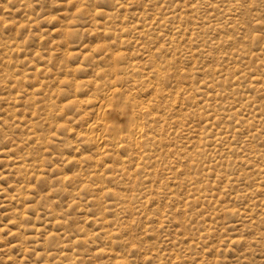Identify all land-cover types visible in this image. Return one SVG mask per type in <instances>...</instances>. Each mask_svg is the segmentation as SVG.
<instances>
[{
    "label": "bare ground",
    "instance_id": "6f19581e",
    "mask_svg": "<svg viewBox=\"0 0 264 264\" xmlns=\"http://www.w3.org/2000/svg\"><path fill=\"white\" fill-rule=\"evenodd\" d=\"M22 1H25L23 4H20V7L22 6L24 8V10H23L24 14L27 15V16H25V19H20L19 21H16L15 18L14 19H11V18L10 19H4V18L0 17V25H3V27H4V25L10 24L9 26H12V28H14L17 32L16 34H13V36H11V37H6L4 39H0V52L2 53V56L0 57V59L2 60L0 62L1 63L0 64V67H1L0 72H2V73H0V74H1V76H3V79H1V80L5 81V87L8 85H13V86H17V89H19V90L21 89V87L19 88V85H22V84L24 85L25 82H27L30 78L32 80V77H37L36 79L40 78L37 75L39 73L41 74V72H43V70H41L42 67L40 68V66H42V65H39L36 63L31 67V69L34 70L33 73H31V74L30 73H28V74L20 73L19 72L20 69L17 70V68L22 66V65H20L21 63H19V58L16 59L15 56L20 55V53L24 50L23 44L25 42L24 40H22L21 36L18 35V33H19V31H22V30L24 31L27 28V26H35V25H37L36 23H38V21H37L38 17H34L32 15L31 10L29 9L30 3L26 0H22ZM91 1H94V0H85V2H83L82 4H79L77 7H83V5L84 6L88 5V3ZM176 1H178V0H162L163 4L160 5L161 1L155 0L154 5H153V9L151 8L152 7V5H151L150 6L151 9L147 10V9L143 8V0H142V1H140V3L142 4V7L140 9L141 12L139 10L140 14L139 13L134 14V15L132 14L130 17L125 18V15L127 14L126 12L129 11L128 2L125 3L123 0H108L107 12H110V13L104 12V14L106 15L105 16L106 18H109V21L107 23H104V24L102 22L100 26H96L95 31L98 30L97 36H99V35L106 36L107 40L110 41L109 47L114 46L115 49L110 50L108 52V54L106 56H104L103 63L100 65V67H98V68L96 67L97 70L95 71V74H96L95 76H93L92 78L86 77V79L83 78L84 80H80V81H79V79H77V77H75L76 73L78 74V72H80V71L84 72L85 69H83L80 64H76V63L67 64V63H69V60L72 58V54H70L68 51H66L63 54V58H64L63 61H67V62L63 63L58 68L60 71L58 72V74L57 73H56V75L54 74L55 75L54 78L59 84H61V85L64 84L65 86H67L70 90V93H72V94L69 93V95L66 96L63 100L55 101L56 100V99H54V92L55 91L51 89L53 87V84L51 81L46 80L45 84L42 83L45 85V87H48L47 88L48 90L46 89V91L44 92L45 93V95H44L45 100H44V104L42 107L43 114H40V113H42L41 109H40L41 106L40 105H39L40 107L37 106L38 101L35 99V97H36L35 92L33 90H29L27 87H26L27 91L23 92V93H25V96H23V100H24V98H26V100L28 101L27 104L29 106H27V104H25V106H27L29 108L28 110H30L28 112V114L23 112L25 110V109L22 110L24 106L23 107L21 106L22 109H20V110H22V112L17 111L16 107L18 104L17 102L19 100L18 95L9 96L7 98H3V97L1 98V101L3 99H5L13 105V107L11 109H9V114H7L8 116L2 121V122H4L3 124L8 125L9 127H11V125L20 127L22 124H25V125L27 124L28 127L32 129L31 131L23 129L26 131V133L23 135V133H24L23 132L22 133L23 136H21V137L18 136V144L11 146V149L5 151V156L7 158H9L11 156L13 157V158H10V160H9V161H12V162H9V163H11L10 165L12 166V167L10 166L12 168V170H10V171H12L15 175L14 176L12 174L13 178L14 177L17 178V180H16L17 184L14 183V185H13L14 187H12L13 190L10 189L12 191V193L7 194V197L9 198L8 202L14 203L16 205L15 207H13V209L15 211L13 209L12 210L8 209V210H10L9 212L14 211L12 213L14 215L12 216V219H11L12 220V224H10L11 227L8 226V228H10V229L14 228L16 230V231L14 229L11 230V233L14 234L15 235L14 237L17 238V240H16L17 243H14L13 245H11V247L16 248V250L18 249V250L24 251V252H27L26 250L30 249L31 252H33V256H35L38 261H42L45 263L50 262V259H56V260H59L62 262L68 261L70 264H75L78 254H81V253L77 254V252H75L74 249L77 248L79 246V244L82 246L86 245V239H84L85 237L90 238L93 242L95 241L94 236L96 233L94 234V232L88 231L86 229L88 226L87 227H85V226L79 227L78 232L80 231V233H79L80 238L78 237L79 240H76L74 242H72L68 238L66 231L63 233L58 232L59 234H57V232L56 233L51 232V234H50V232L49 233L44 232V230H46L47 225H50L53 228L56 227L57 231H58V228H60L61 230H64L63 222L60 220L61 215H59L58 212H55L53 209L48 208L49 213H53V215H55L54 217L51 216V218H53V219L51 220L50 223H45V221H44V223H43V221H40V222H42V224L37 223V222L35 223V221H33L31 219L32 216H30L31 217L30 218L29 217L30 214H27L28 211L31 213L32 211L35 212L37 210L36 200H34V198H31L30 196H31V194H35L36 192H38V190H37V187H38L37 184L38 183H45L48 180L47 174L50 172V170H48V167H49L48 165L49 164H52L53 166L55 165L53 163L54 160L51 159L52 157L51 156H49L50 158L48 157V150L50 149V147L51 148H52V146L56 147L62 143L61 144L62 148L60 147L61 150L62 151L68 150V152L69 151L70 152L79 151V150H81L82 146H84L85 148H88V151H89V147L92 148V150L94 151V152L92 151L93 152L92 154H91V150H90V154L87 153V154L82 155L83 154V152H82L83 148H82V151H81L82 154H80L81 156L79 158L71 159L69 156L66 159H62L63 161L72 162L71 164H73V163L79 164L82 162H87L88 165L90 167H92L91 169L94 168L93 171H90V172L88 171V173L86 170H85L86 172L84 171L85 174L81 175L82 178L84 177V180H82L80 185H77V187L75 189L76 191L72 190V189H70L71 191H68V189L66 190V187H65L66 184L65 183L66 182H73L74 178H76V177L75 176H69V174H66L64 172V169L60 170V171L63 170V173H61V172L59 173V171L57 170L58 171V172H56L58 175L57 180H58V182H61V184L64 185L63 190L66 191L65 194H68L69 197L71 198V204L69 202V204H70L69 208L74 207V206L78 208V207L82 206V204H81L82 198L80 197V192H82V189L89 188L91 185L94 186L95 190L98 193L99 192H103V193L106 192L107 195L111 196L113 202L115 201L119 205L118 204L113 205L110 203L106 207L105 206L101 207V204L103 203L105 198L102 199V201L100 200V202H102V203L97 202V206L99 209L95 210L94 213H91L92 215H90L91 218H89L88 222H90L91 225H98L97 227H99L101 229L102 228L105 229L104 230L105 232H106L107 228L112 227L111 230H107L106 234L109 233L111 235L114 233V236H115V232H118L121 230L126 231L127 226H129V225L125 226L126 224H124L122 222V220L120 221V222H122V224H119L118 223L119 220L114 219L115 217H112V219H109V215L106 213V208L112 209L114 211V213L119 214L120 213V212H118V211H120L119 209H122V207H123V206H121V204L125 205L124 209H128L129 206H126V205H127V202H129V201H127V200L129 198L132 199L131 198L132 193L129 192V194L131 196L130 195L127 196V195L123 194L125 188H123V187L121 188L122 182L120 180H118V178L120 176H122L124 179H121V180H123L124 183H125V180H127L129 182L128 183L129 186L131 184L133 189H134L138 185L137 181L135 179H136L137 174L139 173L142 175L141 178L139 176V178L142 180L141 184L142 185H148V184L150 185L151 182H150L149 177H150V175H154V173H156L155 172V167H156L155 165L158 161L156 159V156L158 154V148H159L158 146L166 137L171 136L169 134V130H171L174 125H175V127L178 126V129H176L174 131L175 135L172 134V138H174L175 142L177 143V141H176V135L177 134L176 133H178V135L181 138V140H179L178 143L182 142V144L180 145V147L178 149L182 148L184 150L182 155L177 156V159L179 161H181V159L183 160V161H181L182 163L177 162L178 165L176 167L174 166V168L175 169L177 167L179 168L180 166H182L184 164L187 168L189 166L192 167L191 163H195V165H194L195 169H197L196 167H198V166H199L198 169H201L200 168L201 165L203 166V169L200 172V174H195L194 176L188 175V177H187L188 179L186 180L187 182L185 181V184H186L185 187H186L188 193L191 192V194L190 195L187 194L188 197L185 196L187 198L185 200L183 199V201H180V200L177 201L176 200L177 202L182 204V207H184V211L186 208L185 206H187L188 204H191V203H195L194 205H196V202H200V203H204V204H206L205 202H207L208 205H212L213 202H217V204L220 203V205L218 208H216V207L211 208V211L209 214L210 220L214 221L213 218H215L218 215H215V217H212L211 215L214 214L215 211L221 210V212L222 211H228L232 216H234V215L239 216L241 221H244L245 219H246V221L249 220L251 224H253V223L256 224V222H255L256 216H254V215L264 214V196L262 199H260L258 201H252V199H251V198H255V197L258 198V196H261L264 194V193H262L264 189H263V187H261L264 183V176H262L264 173L261 175L260 178H254L252 181H250L249 178H250L251 174H247L243 169L244 166H248V167H251L252 169H255L256 170L255 172H258L260 174H261V172H264V147H261V146L259 147L258 145H254L256 142L255 140L258 139L259 137H261L262 135H264V113H257L256 112V110L259 111V108H262V107L264 108V103H261L260 105L258 104V106H255L254 103L256 102V104H257V101H256V99H254V96L250 95V93H254L253 90L260 89V90L264 91V66L261 67L262 69L260 70V72L256 71V73H255L251 70L250 65H248L249 62H247V61L252 60V59H254V60L259 59V60L263 61L264 49H262L260 51H257V50L254 51L252 48H250V45H252L256 40V35L251 33V31L248 27V24L245 21L237 18V15H236L237 13L235 15L230 14L231 13L230 10L234 11L233 8L236 7L235 5H233L231 3V0H192L190 3H186L180 8L178 7L180 3L176 6H174L173 8L170 5L167 6L168 2H176ZM180 1L181 0H179L178 2H180ZM9 2H10V0H9ZM237 2H238V0H237ZM173 4H172V6H173ZM200 4L204 5L202 7V8H204L203 10L200 9L201 8ZM240 4H242V3H240ZM251 4L252 3H250V1H249L248 5H251ZM199 6H200V8H199ZM237 6L239 7L238 8V10H239L240 6L239 5H237ZM79 9H81V8H79ZM226 10L230 12L229 14H227V15H229L228 17H226L227 21L222 20L220 18L221 16H219V12L222 13V12H225ZM202 11H204L203 14H202ZM77 12H79V10H77ZM91 12H93V15H91V18H92L91 20L94 23L97 21L96 19L98 18V16H100L103 13V12L97 11L96 8L91 9ZM13 13L14 12H10V11H9V13L7 12V14H10V16L13 15ZM243 13H244V11H243ZM239 17H241V16H239ZM72 18L73 17H71V19ZM124 19H126V20H124ZM262 21L257 20L255 23V26L257 25L258 27H263ZM226 24H228L230 27H233L234 30L237 27H240V29H241V32L243 34V36L241 38L242 43H241L240 48L235 47V49H237V51L228 50L229 49L228 46H227L228 49L226 50L225 49L226 47L223 45V42H226V41H228V43H231L232 45H235L237 43V41L233 39L234 35L230 34L229 31H227L224 34L221 33L222 31H224L223 29H225V27L227 26ZM176 25H178V26H176ZM184 25H185V30L183 33L182 27ZM191 25L193 26V28L194 27L195 28L208 27L211 30L213 29V30H215V33L214 32L213 33L217 36L212 37L211 42L209 40H207V41H209L208 44L205 40L199 39L200 38L199 36L194 37V38L189 37L188 39H189L190 43H188L187 44L188 46L186 48H184L183 54L180 55L179 57H176V54H178L179 52H175L176 54L175 55L173 54L172 57H170V59H168V57H166V56H169V55H167V53L170 51V49L167 47L171 46V48H173L172 46H174L177 43L179 44L180 43L179 39L181 38L180 34L183 33V35H186L188 30H190V28H192V27H189ZM61 28L59 31L60 34L58 36L63 37V39H65L66 37H69L70 33L68 32L67 27H61ZM127 31L136 32L137 36L134 38V40H132V38L129 37V32L127 33ZM200 33H201V31H200ZM177 34H179V36H180L179 38L176 37ZM189 35L191 36V34H189ZM239 37H238V39H239ZM22 41H24V42H22ZM66 42H67V40H66ZM102 42H104V41H102ZM148 42L155 43L156 46L153 48L145 46V44H147ZM182 42H184V41H182ZM200 42H202V44H200ZM21 43H23V44H21ZM107 43H105V42L100 43L99 42V44L98 43H97V45L95 44L96 46L93 47V49L98 50L99 47L106 46ZM158 43H161V44L158 45ZM26 45H28V44H26ZM57 45H58V43H57ZM62 45H63V43H62ZM62 45H61V47H62ZM66 45H68V43H66ZM99 45H101V46H99ZM127 45L128 46L134 45L135 47H140V48L142 46L141 51H143L146 54L143 53L144 55L140 56L137 52H132V53H134L133 58L132 57L129 58L128 56L131 55L132 53H128V52H130V51H128L127 52L128 54H127V53H125V51L123 49V46H127ZM199 45L202 46V47H200L201 49H198ZM128 46L126 47V49L128 48ZM109 47H108V50H109ZM70 48H71V46H70ZM178 48L181 49L180 47H178ZM93 49H91V50H93ZM194 49H198L199 51L198 50L196 51ZM85 50H86V48H85ZM99 50L103 51L102 49H99ZM137 51H139V50H137ZM38 53H40V52L38 51ZM165 53H166V55H165ZM33 54H35V53H33ZM218 54L219 55L221 54V57H219ZM52 55H54V54H52ZM52 55H51V57H53ZM80 55H82V54H80ZM38 56H40V55H38ZM204 56H207L211 60V62L214 61V63L219 62V59H222L221 67H217L215 65L211 66L209 64H206L208 62L202 63V61H201V59H199V57L201 58ZM143 60L147 61V63H148L147 64L148 71L146 69L140 67V65L142 64L141 62H143ZM31 61H32V59L27 61V63H32ZM182 61L183 62L189 61V64H192L193 66L191 65L192 67L188 68L187 70H186L187 67H185V69H183V68L178 69L177 73L174 76H176L179 80H181L180 78L188 79V81H186V80L185 81L187 82L189 87L185 88V90H187V93H190L191 95H190V97H186L185 102L189 105L186 106L185 109L182 107H180L179 110L177 108H176L177 110H175V108H171L173 110V112H172L171 109H168V108H170L173 105L172 102L177 100L178 92L182 91L180 89L183 88V84L176 85L175 89L171 88L172 90H169V85L167 84L166 79H168L171 76L170 72H171V69L173 68V66H171V64H177L178 62L182 63ZM180 63L178 65V67L181 66ZM97 65H99V64H97ZM56 68H57V66H56ZM46 69H47V67H46ZM47 71H49V70L47 69ZM28 72H29V70H28ZM52 74L53 73H51V75ZM45 75H47V72ZM191 76L198 79L199 81L198 80H197V82L195 80L192 81ZM36 79H35V81H36ZM42 79H44V78H42ZM115 80H120V81H122L121 83H123V81H126L127 83L130 82V84H132V85H130L131 87H129V89L125 93H121L124 91L123 89H124L125 85L122 89L123 91H119L120 89L117 88L118 85L115 86V88H112L110 86V84H111L110 81H112V83H113ZM173 80H174V78H173ZM126 82H124V83L127 84ZM181 82H182V80H181ZM28 83H29V81H28ZM116 83H117V81H116ZM118 83H120V82L118 81ZM34 84H35V82H34ZM87 85H90V88L92 89L90 91L91 93L89 95L86 93L87 95H85V97L86 96L87 97L82 98V97H80L79 92H81L83 88L85 89L86 88L85 86H87ZM34 86L35 85H33V87ZM58 86L60 87V85H58ZM65 86H63V87H65ZM113 86H114V84H113ZM33 87H31V89ZM37 87H39V86H37ZM41 87H42V85H41ZM121 87H122V85H121ZM9 89L11 90V88H9ZM39 89H38V91H40ZM58 89H60V88H58ZM61 90H62V87H61ZM65 90L68 91L67 89H64V94L66 93ZM134 90L135 91L137 90L136 92H140V93L141 92H143V93L149 92L151 97L149 94H148L149 95L148 96L145 93L144 95H147V96H145V97H147V99L144 98V100H143L140 98V96ZM88 91H89V89L87 90V92ZM117 91H119V93H121V95H122L121 104H119L117 108H120L123 110V112H125L124 117L126 118V122H125L126 124L125 123L124 124L126 126H124V127H126V130L123 133L121 131L123 136L121 135V137H120V135H118V132L116 133L117 129L114 128L113 126H111L112 128H114V130L116 129L115 132H113V134L110 135L111 139L113 140V145H114L112 147V144L111 145L107 144L106 141H104V143H103V138L105 137L104 136L105 130L108 129V132H106L108 134L109 129H110L109 127H110V125H112V124L109 125L107 120L105 119L106 118L105 115L107 114L105 111V108L108 106H110V108H111L113 102L112 103L110 102V100H111L110 98L112 96L116 95ZM62 92H60V93H62ZM18 93H21V92H18ZM36 93H39V92H36ZM5 96L6 95H4V97ZM117 96L118 97H116V98L121 99L120 95H117ZM119 96H120V98H119ZM116 98L113 97V99H116ZM198 98H200L201 100H197ZM58 99H59V96H58ZM193 99H195V100H193ZM5 103H6V101H5ZM118 103H119V101H118ZM162 104H164V107H165V108L163 107V110L159 109ZM181 104H183V103H181ZM72 105H74V107L77 106L78 109L80 108L81 113H79V116H80L79 119L81 121L80 120L79 121L83 122L84 123L83 125L85 126L82 129H80L79 127H78L79 128L78 129L77 126L75 128V126L73 127L72 124H71V126L68 125L67 123H69L70 121H68L67 118L65 120L64 119L65 116L63 117V115L61 114V111L64 110L65 107L72 106ZM247 107L248 108L251 107L250 110L247 109ZM24 108H26V107H24ZM69 108L67 107V110ZM72 108H70V109L72 110ZM88 108H90V110H88ZM78 109H77V111H78ZM260 110H263V109H260ZM244 111H246V112L248 111V113L245 116L243 114ZM89 112L94 113V114H92L93 118L88 117L90 115ZM69 114H68V116H69ZM4 116H6V115H4ZM42 116H45L44 124H45L46 128H44L40 125L42 120H43V118H41ZM76 117H74V118H75V121L77 123ZM35 119H37V120L39 119L40 121L38 120V122H35L34 121ZM168 119L173 120V123H174L173 126H170L171 123H168L169 122ZM187 119L196 120L198 123H196V121H195V123L197 125H192V123H191V125H189L190 122H194V121H189ZM71 121H72V119H71ZM8 122H10L11 125H9L10 123L8 124ZM73 122H74V120H73ZM81 125H82V123H81ZM166 125L168 126L167 129L165 128ZM53 128L55 129V131L58 129L64 130L65 131V137L60 138L59 137L60 135H58V133H57V135H56V133L52 134ZM174 128L172 130H174ZM110 131L112 132L113 130L111 129ZM111 132H110V134H111ZM7 135H8V133L6 134V136ZM106 137H109V134ZM119 138H122L123 141H119L118 140ZM12 139H13V137H12ZM182 140H184V141H182ZM237 140H239V141H237ZM56 142H58V143H56ZM105 142H106V144H105ZM175 142H173V143H175ZM168 143H170L169 140H168ZM104 144L107 146L109 145L110 147L115 149V151L112 149L111 150L112 152H111V151H109L110 149L108 150L107 148H105L106 149L105 150ZM187 144H189V145H187ZM162 146H163V144H162ZM168 146H169V144H168ZM171 146H172V144H171ZM171 149H173V148H171ZM174 149H175V147H174ZM85 153H86V151H85ZM77 155H78V153H77ZM166 155H168V154H166ZM66 156H68V155H66ZM57 157L58 156H56L55 158H57ZM105 157H107V158L110 157L109 158L110 160L113 159L111 161L112 162V164H111L112 168L109 167V165H108V167L111 168L112 171H113V167H114L116 169V172L113 171L114 174H112V175L110 172L111 176L106 175L105 174L106 172L104 171V168H103L106 166V163H107L106 162L107 160H105L106 163L103 161ZM59 158H61V157H59ZM162 158H164V157H161V159ZM167 158H165V159H167ZM236 158L238 160H236ZM165 159H163V160H165ZM257 159L262 162L260 165L256 164L258 162ZM169 161H171V160H169ZM172 161H173V159H172ZM63 164L64 163H62V165ZM205 164H206V166H205ZM239 164L241 165L240 166L241 167L240 176L242 177V180H245L247 183V186H244V188H242L241 190L235 188V186H234L235 183H237V181H238V177H236L237 175L235 176V174L239 170L238 168H237L238 169L237 170L235 168V166H237ZM157 165H160V164L157 163ZM169 165H170V163H169ZM79 166H80V164H79ZM163 166L166 167L165 165H163ZM88 168H86V169L88 170ZM102 168H103V171L101 170ZM171 169L169 168V170H171ZM226 169H228V171H225V174L223 173L224 175H220V177H221L220 183H222L223 186H220L219 189L217 187L216 188L213 187V183H215V177L212 180H211V178H213V176H218L221 172H223ZM177 170H179V169H177ZM186 171L184 170V172H186ZM214 171L216 173H214ZM157 172H159V171H157ZM175 172H176V170H175ZM181 172H182V170H181ZM181 172L180 173L178 172L179 176H180ZM227 172H229V173L227 174ZM74 173H76V172H74ZM163 173H162V175H163ZM171 173H172V170H171ZM187 173H189V171H187ZM77 174H78V172H77ZM168 174H170V173H168ZM177 175H174L172 177H175ZM254 176L257 177L258 175L257 176L254 175ZM179 178H186V177H179ZM107 181H111V182L119 181L117 183V185L119 183H121L120 184L121 186L118 185L117 187L114 188L110 184L108 185ZM151 181H153V180H151ZM172 181L175 182L174 180H172ZM211 182H213V183H211ZM156 184H158V183H156ZM175 184L176 183H174V185ZM215 184H214V186H215ZM115 185H116V183H115ZM163 185H165V184H163ZM152 187H154V185ZM159 187H160V189L162 188L161 186H159ZM159 187L157 189H159ZM173 187H175V186H173ZM43 188H45V187H43ZM126 188H128V187H126ZM142 188H144V187H142ZM180 188H181V185H180ZM133 189H132V191H133ZM174 190H176V189H174ZM2 191L4 192V190H2ZM149 191L150 190H148V192ZM154 191H155L154 195L152 193L151 194L153 196H155V195L157 196L156 190H154ZM134 192H136V191H134ZM98 193H94V194L98 195ZM258 193H260V194L254 196L255 194H258ZM41 194H44V193H41ZM163 194L167 195L166 192L165 193L163 192ZM221 194H226V195L229 194V197L231 198L232 202H235L236 200H238L242 196H244L246 198L248 197V200L250 199L251 203H248V205H246L244 202L245 207H243V206H242V208L237 207L238 209H236L235 205L230 204L231 206H229V205L222 204L221 203L222 201L219 199ZM133 195L139 201L137 194L136 195L133 194ZM140 195H141V193H140ZM62 196H64V195H62ZM98 196H100V193ZM98 196H96V197L99 200ZM96 197H94V198L96 199ZM177 197H178V195H177ZM185 197H183V198H185ZM46 198H47V196H46ZM146 198L147 197L144 196V198H140V199L142 200V199H146ZM164 199L166 200V197L163 198V200ZM226 199L228 200L229 198H226ZM146 201L148 204L149 198ZM154 201L162 202L158 198H157V200H154ZM105 202H106V200L104 201V203ZM139 202H141V203H139L140 205L138 206V208L140 207L143 209V207L146 205V203L145 202L143 203L142 201H139ZM164 202H167V201H164ZM225 202H227V201H225ZM29 203L30 204L34 203V205L33 204L29 205ZM246 203H247V201H246ZM133 204H134V202H133ZM162 204H160L161 207L164 206V204H163V206H162ZM6 205H8V203ZM153 205L154 204H152V206ZM165 205H166V203H165ZM169 205H172V204H169ZM57 206H59V205H57ZM134 206L136 207L135 204H134ZM154 206H156V204ZM157 206H159V205L157 204ZM179 206H180L179 208L182 209L181 205H179ZM135 207H133V209ZM161 207H159V208H161ZM9 208H12V207H9ZM169 208H172L171 209L172 211L174 209L173 207H170V206H169ZM192 208L193 207H191V209ZM256 208H259V210L256 211L257 210ZM124 209H122L121 211H123ZM46 210H47V208H46ZM186 210L189 211L188 209H186ZM200 210H201V208H200ZM204 210H206V209H204ZM204 210H203V212H204ZM154 211L156 212V207H155ZM85 212H86V215H89L88 211H85ZM37 213H38V211H37ZM123 213H125V210ZM182 213H186V212H182ZM200 213H202V212H200ZM7 214H8V212H7ZM126 214H130V213H126ZM154 214H153V216H154ZM174 214H175V212H174ZM187 214L188 213H186L185 215H187ZM194 214L195 213H193L192 215H194ZM197 214H199V213H197ZM35 215H37V214L35 213ZM113 215L115 216V214H113ZM119 215L121 216V214H119ZM136 215H138V214H136ZM162 215H163V213H162ZM10 216H11V214H10ZM148 216L150 217V215H148ZM172 216H173V214H172ZM64 217H62V218H64ZM116 217H117V215H116ZM123 217H125V216L123 215ZM239 217H238V219H239ZM158 218L156 220H153V222L159 224ZM163 218H165V217H162V221H163ZM128 219H132V218L130 217ZM174 219L177 220L176 214L174 215ZM189 219H190V217H189ZM166 220L168 221L169 219L166 218ZM31 221H33V222L30 223ZM129 221H131V220H129ZM132 221H135V220L132 219ZM162 221L160 220V222H162ZM143 222H145V221H143ZM184 223H185V221H184ZM176 224L178 227L180 223H176ZM140 225H141V223H140ZM163 225H164V223H163ZM147 226H148V224H147ZM197 226L198 225H196L194 227H197ZM3 227H5V226H3ZM132 227L134 228V226H132ZM155 227H156V225L155 226L151 225L149 227H146V226L144 227V225H143L144 236L153 232ZM216 228H219V226H217ZM138 229H139V227H138ZM158 229H160V228H158ZM158 229H155V231ZM67 230L70 231V229H67ZM127 230L129 231V228ZM139 231H140V229L138 230V232ZM166 231H167V229H166ZM205 231H207V233H208L209 228H207V229L205 228ZM42 232H44V235H43L44 237H43V239L41 238V240H39L40 236L38 238V235L41 234ZM130 232H132V231H130ZM130 232H128L127 236L132 234ZM141 233H142V231H141ZM141 233H139V235ZM197 233H198V231H197ZM177 234H180V232ZM191 234H192V232L190 233V235ZM209 234L210 233H208V235ZM198 235L195 236L194 238H197V237L199 238ZM221 235H223V234H221ZM144 236H143V238H145ZM174 236H172L173 238L172 237L171 238L176 240V238H174ZM192 236H194V235H192ZM61 237L65 238V239L67 238V240L71 241L70 243H72V244L69 245V248L67 247L68 249L66 248V241H64L65 239L62 240ZM105 237H106V235H105ZM168 237L170 238V236H168ZM183 237H185V236H183ZM218 237L220 238L221 236H218ZM109 238H110V236H109ZM127 238H129V237H127ZM143 238H141V239H143ZM209 238H211V237H209ZM233 238H235V237H232L231 239H233ZM131 239L132 238L130 237V240ZM156 239L154 238V240L157 242ZM200 239H202V238H199V240ZM139 240L137 239V241H139ZM202 240H204V239H202ZM222 240H224V239L222 238ZM121 241H122V239L120 240V242ZM189 241L192 242V240H189ZM216 241H217V239H216ZM151 242L152 241H150V244L147 243V245L149 247V249L147 248L148 250H150L152 248L154 249L157 246V244L155 242L153 244H151ZM166 243H168V242H166ZM28 244H29V246H28ZM107 244H109V243L107 242ZM188 244L190 246L191 243L188 242ZM200 244H202V243H200ZM113 245H114V242H113V240L110 239V246L108 248H106L105 250H99L98 253H101V255H105L106 259L108 257L109 258L113 257L115 260V261L112 260L113 264H127V261H128L127 257H126L127 254L124 252L126 255L123 253L121 255H119L117 252H115L116 249L114 250V248H116V247ZM143 245H146V244H143ZM171 245H173V244H171ZM161 246H163V245L161 244ZM203 247H204V244H203ZM48 248L53 249V252L51 254L54 256L52 257V255H51L52 258H49V255L46 254V249H48ZM39 249H41V250H39ZM38 250L40 251V253L38 252ZM42 250H45V252L41 253ZM189 250H191V248ZM219 250H221V249H219ZM65 251H68V252H66V254H65ZM138 251H140V250H138ZM202 251H203V249H202ZM135 252L133 254H135ZM159 252H161V251H159ZM183 252H184V250H183ZM219 252L217 251V253H219ZM181 253H182V251H181ZM217 253L215 255H217ZM25 254H23V255H25ZM140 254L142 255V253H140ZM144 254L147 255L148 253H146V251H145ZM175 254H176V252H175ZM207 254H208V252H207ZM5 255H6V253H5ZM23 255H22V257H23ZM180 255L182 256V254H180ZM210 255L212 257V254H210ZM219 255H220V253H219ZM81 256H82V254H81ZM92 256H93V254H92ZM160 256H161V254H160ZM171 256H173V255H171ZM153 257H155V256H153ZM162 257H159L158 264H161V258ZM163 259H165V258H163ZM180 259H181V257H180ZM198 259H201V257ZM206 259H208V257ZM23 260H27V259H23ZM175 260H176V258H175ZM190 260H191V257H190ZM5 262H7V261H5ZM35 262L38 264L37 261H35ZM93 262H95V261H93ZM187 262H189V261H187ZM194 262L195 261H193V263ZM211 262H209V263H211ZM213 262H214V260H213ZM150 263H152V261ZM202 264H203V262H202ZM215 264H216V262H215Z\"/></svg>",
    "mask_w": 264,
    "mask_h": 264
},
{
    "label": "rangeland",
    "instance_id": "374dc122",
    "mask_svg": "<svg viewBox=\"0 0 264 264\" xmlns=\"http://www.w3.org/2000/svg\"><path fill=\"white\" fill-rule=\"evenodd\" d=\"M26 1H28L29 3H30V7H29V9L31 10V12H32V15L34 16V17H38V23H36L37 25H35V26H27V30L25 29L24 31L22 30V31H19V33H18V35H20L21 36V38H22V40H24V41H22V42H24V44L23 43H21V44H23L24 45V50L20 53V55H17V56H15V58L16 59H18L19 58V63H21L20 65H22V66H20V67H18L17 68V70H19L20 69V73H25V74H28V73H33V69H31V67L36 63V64H39V65H42V66H40V68H41V70H43V72H41V74L39 73L37 76L38 77H40V78H38V79H36L37 77H32V80H31V78L28 80L29 81V83H28V81L27 82H25V84L23 85H19V88L21 87V89L19 90V89H17V86H13V85H8V86H6L5 87V81H3V80H1V79H3V76H1V74H0V239L2 240H0V264H20L21 262V264H37L35 261H37L38 262V264H54L55 262L57 263V264H70L68 261H59V260H56V259H50V262H48V263H45V262H42V261H38L37 259H36V257L35 256H33V252H31V250L30 249H27L26 251L27 252H24V251H20V250H16V248H13V247H11V245H13L14 243H17L16 242V240H17V238L16 237H14L15 235L14 234H12L11 233V230H13L14 228H8V226L9 227H11L10 226V224H12V216L14 215V214H12L15 210L13 209V207H15L16 205L14 204V203H10V202H8L9 200V198L7 197V194H11L12 193V191L11 190H13V188L12 187H14L13 185H14V183L15 184H17V178H13V175H14V173L12 172V171H10V170H12V166L10 165L11 163H9V162H12V161H9L10 160V158H13L12 156L11 157H9V158H7L6 156H5V151L6 150H9V149H11V146H14V145H16V144H18V136H23L25 133H26V131L25 130H23V129H26V130H29V131H31L32 129L31 128H29L28 127V125L26 124H22L20 127L18 126H14V125H11V123L10 122H8V124L9 125H11V127H9L8 125H6V124H3L4 122H2L8 115L7 114H9V109H11L12 107H13V105L11 104V103H9V101H7V100H5V99H3L2 101H1V98L3 97V98H7V97H9V96H16V95H18L19 96V100H18V104H17V107H16V109H17V111L19 112H22V110H24L23 112H25L26 114H28V112L30 111V110H28L29 108L27 107V106H29L27 103H28V101L26 100V98H24V100H23V96H25V93H23V92H26L27 90V88L29 89V90H33L34 92H35V99L38 101V104H37V106L38 107H40V109H41V112L42 113H40V114H43V110H42V107H43V104H44V95H45V91H46V89L48 88V87H45V82H46V80L47 81H51L52 82V84H53V87L51 88L52 90H54L53 92H54V99H56L55 101H59V100H63L66 96H68L69 95V93H70V90H69V88L67 87V86H65L64 84L63 85H61V84H59L56 80H55V75H56V73L58 74V72L60 71L58 68L63 64V63H66L67 61H63V54L66 52V51H68L70 54H72V58L69 60V63H67V64H72V63H76V64H80L81 66H82V68L83 69H85L84 70V72H78V74L76 73V76L75 77H77V79H79V81L80 80H84V79H86V77L87 78H92L93 76H95L96 74H95V71L97 70V68L98 67H100V65L103 63V60H104V56H106L107 54H108V52L110 51V50H113V49H115V47L113 46H110L109 47V43H110V41L109 40H107V37L106 36H102V35H99V36H97V31H95V29H96V26H100L101 25V23L103 22V24L104 23H107L108 21H109V18H106L105 16V14H104V12H107V8H108V0H94V1H91V2H87L88 3V5H83V7H77L79 4H82L83 2H85V0H26ZM74 1V2H73ZM125 3L126 2H128V5H129V11L128 12H126L127 14L125 15V18H128V17H130L132 14L134 15V14H137V13H139L140 14V12H141V7H142V4L140 3V1H142V0H123ZM151 1V2H150ZM159 1V0H158ZM161 1V3H160V5H162L163 4V2H162V0H160ZM179 1V0H178ZM178 1H176V2H168L167 3V6H171L172 8L174 7V6H176V5H178L179 3V8L180 7H182L184 4H186V3H190L192 0H181L180 2H178ZM237 2V0H231V3L233 4V5H235L236 7H234L233 8V10L234 11H231L230 10V12L229 11H225V12H219V16H221L220 18L222 19V20H225V21H227V19H226V17H228L229 15H227V14H236L237 15V18H239V19H241V20H243V21H245L247 24H248V27H249V29H250V31H251V33L252 34H255L256 35V40H255V42L252 44V45H250V48H252L254 51L255 50H257V51H260V50H262V49H264V0H238V2ZM249 1H250V3H252L251 5H248V3H249ZM25 1H22V0H10V2H9V0H0V17L1 18H4V19H14L15 18V20L16 21H19L20 19H25V16H27V15H25L24 14V12H23V10H24V8L21 6L20 7V4H23ZM78 2V3H77ZM154 2H155V0L153 1V0H143V8H145V9H147V10H149V9H153V5H154ZM140 3V4H139ZM174 3V4H173ZM176 3V4H175ZM240 3H242V4H240ZM76 4V5H75ZM94 4V5H93ZM172 4H173V6H172ZM254 4V5H253ZM91 5V6H90ZM152 5V7L150 8V6ZM237 5H239L240 6V9L238 10V6ZM19 6V7H18ZM38 6V7H37ZM200 6H201V8H200ZM200 6H199V8L201 9V10H203L204 8H202L204 5L203 4H200ZM244 7V8H243ZM79 8H81V9H79ZM93 8H96L97 9V11H100V12H103L100 16H98V18L96 19L97 21L94 23L91 19V15H93V12H91V9H93ZM255 8V9H254ZM6 9V10H5ZM243 9V10H242ZM12 10V11H11ZM77 10H79V12H77ZM139 10H140V12H139ZM9 11L10 12H14L13 13V15H11L10 16V14H7V12L9 13ZM243 11H244V13H243ZM22 12V13H21ZM203 12L204 11H202V14H203ZM65 13V14H64ZM107 13H110V12H107ZM7 14V15H6ZM39 15V16H38ZM72 15V16H71ZM121 15V14H120ZM259 17H258V16ZM239 16H241V17H239ZM70 17V18H69ZM71 17H73L72 19H71ZM89 18V19H88ZM105 20V21H104ZM124 20H126V19H124ZM257 20H260V21H262V23H263V27H258L257 25L255 26V23H256V21ZM40 21V22H39ZM62 21V22H61ZM10 24H7V25H4V27H3V25H0V39H4V38H6V37H11V36H13V34H16L17 32H16V30L14 29V28H12V26H9ZM227 25V26H226ZM225 26V29H223L224 31H222L221 33L222 34H224V33H226L227 31H229V33L230 34H232V35H234V37H233V39L234 40H236L237 41V43L235 44V45H232L231 43H228V41H226V42H223V45L226 47L225 49L227 50L228 48V50H231V51H237V49H235V47L236 48H240L241 47V38H242V36H243V34H242V32H241V29H240V27H237L235 30H234V28L233 27H230L228 24H226ZM9 26V27H8ZM176 26H178V25H176ZM8 27V28H7ZM61 27H67V29H68V32L70 33V35H69V37H66L65 39H63V37H60V36H58L60 33H59V31H60V28ZM69 27V28H68ZM189 27H192V28H190V30H188V34L186 33V35H183V33H184V30H185V25L182 27L183 29H182V34H180V36H181V38L179 39L180 40V43L178 44H175L174 46H172L173 48H171V46L169 47H167V48H169L170 49V51L167 53V55H169V56H166V57H168V59H170V57H172V55L174 54H176L175 52H179L178 54H176V57H179L180 55H182L183 54V52H184V48H186L188 45V43H190V41H189V37H191V38H194V37H200L199 39H203V40H205L206 42H207V44L209 43V41L211 42V39H212V37H214V36H217V35H215L214 33H215V30H211V29H209L208 27H201V28H193V26L191 25V26H189ZM188 27V28H189ZM258 27V28H257ZM209 30H208V29ZM58 31H57V30ZM62 29V28H61ZM197 29V30H196ZM199 29V30H198ZM234 31H233V30ZM259 29V30H258ZM208 30V31H207ZM200 31H201V33H200ZM240 31V32H239ZM12 32V33H11ZM22 32V33H21ZM27 32V33H26ZM29 32V33H28ZM129 32V37L130 38H132V40H134V38L137 36V34H136V32H134V31H127V33ZM131 32V33H130ZM214 32V33H213ZM198 33V34H197ZM200 33V34H199ZM189 34H191V36L189 35ZM193 34V35H192ZM196 36H195V35ZM23 35V36H22ZM133 35V36H132ZM183 35V36H182ZM208 35V36H207ZM38 36V37H37ZM179 36V34H177V36L176 37H180ZM187 36V37H186ZM240 36V37H239ZM103 37V38H102ZM211 37V38H210ZM238 37H239V39H238ZM262 37V38H261ZM187 38V39H186ZM66 40H67V42H66ZM207 40H209V41H207ZM240 42H239V41ZM260 40V41H259ZM65 41V42H64ZM102 41H104L105 43H107L106 44V46H102V47H99V49H102L103 51H101V50H95V49H93V47H95L96 45H97V43L99 44V42L100 43H104V42H102ZM182 41H184V42H182ZM32 43V44H31ZM57 43H58V45H57ZM61 43V44H60ZM62 43H63V45H62ZM66 43H68V45H66ZM182 43V44H181ZM26 44H28V45H26ZM60 44V45H59ZM96 44V45H95ZM161 43H158V45H160ZM181 44V45H180ZM200 44H202V42H200ZM231 44V45H230ZM61 45H62V47H61ZM151 45V46H150ZM183 45V46H182ZM70 46H71V48H70ZM99 46H101V45H99ZM128 46V45H127ZM127 46H123V49H124V51H125V53H127L128 51H130V52H128V53H132V52H137L140 56H142V55H144V54H146V53H144L143 51H141L142 50V46H141V48L140 47H135L134 45H130V46H128V48L126 49V47ZM145 46H148V47H150V48H153V47H155L156 45H155V43H151V42H148L147 44H145ZM227 46H228V48H227ZM68 47V48H67ZM73 47V48H72ZM108 47H109V50H108ZM176 47V48H175ZM178 47H180L181 49H179ZM200 47H202L201 45H199V47H198V49H201ZM85 48H86V50H85ZM88 48V49H87ZM106 50H105V49ZM33 49V50H32ZM71 49V50H70ZM91 49H93V50H91ZM198 49H194V50H198ZM64 50V51H63ZM135 50V51H134ZM137 50H139V51H137ZM35 51V52H34ZM38 51L40 52V53H38ZM174 51V52H173ZM199 51V50H198ZM105 54H104V53ZM172 54H171V53ZM33 53H35V54H33ZM84 53V54H83ZM92 53V54H91ZM127 53V54H128ZM144 53V54H143ZM47 54V55H46ZM52 54H54V55H52ZM80 54H82V55H80ZM133 54L134 53H132L131 55H129L128 57L129 58H133ZM38 55H40V56H38ZM51 55L53 56V57H51ZM86 55V56H85ZM165 55H166V53H165ZM2 56V53L0 52V57ZM218 56L219 57H221V54L219 55L218 54ZM26 57V58H25ZM59 57V58H58ZM90 57V58H89ZM93 58V59H92ZM28 59V60H27ZM32 59V63H27V61H29V60H31ZM34 59V60H33ZM38 59V60H37ZM92 59V60H91ZM199 59H201V61H202V63L204 62V63H206V62H208V63H206V64H209V65H211V66H213V65H215V66H217V67H221V65H222V59H219V62H215L214 63V61L213 62H211V60L207 57V56H204V57H199ZM208 59V60H207ZM40 60V61H39ZM44 60V61H43ZM131 60V59H130ZM2 60L0 59V62H1ZM21 61V62H20ZM34 61V62H33ZM80 61V62H79ZM255 63H254V62ZM186 62V63H185ZM185 62H183L182 61V63H180V62H178L177 64H171V66H173V68L171 69V72H170V77L168 78V79H166L167 80V84L169 85V90H172L173 88L175 89L176 87V85H181V84H183V88H181L180 90H182V91H180V92H178V96H177V102L176 101H174V102H172L173 103V105L170 107V108H168V109H171V108H175V110H179L180 109V107H182V108H186V106H188L189 104H187L186 102H185V100H186V97H190V93H187V90H185V88H187V87H189V85L187 84V82L186 81H188V79H183V78H180L181 80H182V82H181V80H179L176 76H174L176 73H177V70L178 69H185V67H187L186 68V70L188 69V68H190V67H192L193 65L192 64H189V61H185ZM188 62V63H187ZM247 62H249L248 63V65H250V67H251V70L253 71V72H255L256 73V71H258V72H260V70L262 69L261 67L262 66H264V58H263V61H261V60H259V59H256V60H254V59H252V60H249V61H247ZM52 63V64H51ZM142 64L140 65V67H142V68H144V69H146L147 71H148V67H147V61H144L143 60V62H141ZM146 65H144V64ZM179 63L181 64V66L180 67H178V65H179ZM1 64V63H0ZM30 64V65H29ZM85 64V65H84ZM88 64V65H87ZM97 64H99V65H97ZM187 64V65H186ZM97 65V66H96ZM190 65V66H189ZM192 65V66H191ZM56 66H57V68H56ZM176 66V67H175ZM46 67H47V69L49 70V71H47V69H46ZM97 67V68H96ZM147 67V68H146ZM255 67V68H254ZM1 68V67H0ZM45 68V69H44ZM254 68V69H253ZM16 70V71H17ZM28 70H29V72H28ZM145 70V71H146ZM23 71V72H22ZM31 71V72H30ZM52 71V72H51ZM54 71V72H53ZM18 72V71H17ZM46 72H47V75H45L46 74ZM89 72V73H88ZM0 73H2V72H0ZM51 73H53L52 75H51ZM173 73V74H172ZM55 74V75H54ZM3 75V74H2ZM54 75V76H53ZM47 76V77H46ZM192 77V78H191ZM190 78H191V80L193 81V80H195L196 82H197V80L198 79H196V78H194L193 76H191ZM42 78H44V79H42ZM46 78V79H45ZM53 78V79H52ZM84 78V79H83ZM173 78H174V80H173ZM189 78V79H190ZM35 79H36V81H35ZM177 79V80H176ZM54 82H53V81ZM186 80V81H185ZM40 81V82H39ZM116 81H117V83H116ZM118 81L120 82V83H118ZM171 81V82H170ZM199 81V80H198ZM34 82H35V84H34ZM111 82V84H110V86L112 87V88H115V86H117L118 85V89H120L119 91H123V92H121V93H125L128 89H129V87H131L130 85H132V84H130V82L129 83H127L126 81H123V83H121L122 81H120V80H115L113 83H112V81H110ZM124 82H126L127 84H125ZM4 83V84H3ZM37 83V84H36ZM42 83H44V84H42ZM61 83V82H60ZM51 84V85H52ZM57 84V85H56ZM113 84H114V86H113ZM122 85V87H121V85ZM33 85H35L34 87H33ZM41 85H42V87H41ZM58 85H60V87L58 86ZM124 85H125V87H124ZM37 86H39V87H37ZM63 86H65V87H63ZM127 86V87H126ZM174 86V87H173ZM5 87V88H4ZM16 87V88H15ZM27 87V88H26ZM31 87H33L32 89H31ZM45 87V88H44ZM61 87H62V90H61ZM86 88L84 89H82V91L81 92H79V95H80V97H82V98H86L85 97V95H89L91 92V88H90V85H87V86H85ZM123 87H124V89H123ZM9 88H11V90L9 89ZM40 88V89H39ZM58 88H60V89H58ZM172 88V89H171ZM9 89V90H8ZM13 89V90H12ZM24 91H23V90ZM38 89L40 90V91H38ZM64 89H67L68 91H66L65 90V94H64ZM89 89V91L87 92V90ZM123 89V90H122ZM16 90V91H15ZM28 90V91H29ZM48 90V89H47ZM14 91V92H13ZM63 91V92H62ZM119 91H117V93H116V95H114V96H112L110 99V102L112 103V106H111V108H110V106H108V107H106L105 108V111H106V115H105V119L107 120V122H108V124L110 125V124H112V125H110V129H109V137H110V135H112L113 134V132H115V130H116V133L118 132V135H120V137H121V135L123 136V132H125V130H126V127H124V126H126L125 124V122H126V118L124 117V115H125V112H123V110L122 109H120V108H117L118 107V105L119 104H121V100H122V95H121V93H119ZM135 91V90H134ZM137 91V90H136ZM135 91V92H136ZM254 91V93H250V95H252V96H254V99H256V101H257V104H256V102L254 103V105L255 106H258V104L260 105L261 103H264V91H262V90H260V89H257V90H253ZM9 94H8V93ZM11 92V93H10ZM13 92V93H12ZM18 92H21V93H18ZM36 92H39V93H36ZM60 92H62V93H60ZM58 93V94H57ZM87 93V94H86ZM139 96H140V98L141 99H143L144 100V98H146L147 99V97H145V96H147L148 94H149V92L147 93V92H136ZM147 94V95H144V94ZM3 94V95H2ZM24 94V95H23ZM40 94V95H39ZM64 94V95H63ZM70 94H72V93H70ZM4 95H6L5 97H4ZM57 97H56V96ZM117 95H120L121 96V99H118V98H116V97H118ZM144 95V96H143ZM150 95V94H149ZM148 95V96H149ZM258 95V96H257ZM21 96V97H20ZM58 96H59V99H58ZM120 96H119V98H120ZM142 96V97H141ZM39 97V98H38ZM113 97L114 98H116V99H113ZM150 97H151V95H150ZM22 98V99H21ZM149 98V97H148ZM58 99V100H57ZM6 101V103H5V101ZM22 100V101H21ZM114 100V101H113ZM193 100H195V99H193ZM197 100H201L200 98H198ZM20 101V102H19ZM118 101H119V103H118ZM3 102V103H2ZM194 102V101H193ZM219 102V101H218ZM22 103V104H21ZM181 103H183V104H181ZM10 104V105H9ZM25 104H27V106H25ZM40 105V106H39ZM183 105V106H182ZM21 106L23 107H26V108H24L23 107V109L21 108ZM76 106V105H75ZM162 106V107H161ZM160 106V108L159 109H161V110H163V107H164V104H162ZM174 106V107H173ZM185 106V107H184ZM67 107L69 108H72V110L69 108L68 110H67ZM67 107H65L64 108V110H62L61 111V114L63 115V117H64V119L66 120V118H67V120L68 121H70L69 123H67L68 125H70L71 126V124L73 125V127L75 126V128H76V126H77V128L79 127L80 129H82V128H84L85 126L83 125L84 123L83 122H80L81 120L79 119V113H81L80 112V108L78 109V107L76 108V107H74V105H72V106H67ZM109 108V109H108ZM165 108V107H164ZM177 108V109H176ZM251 108V107H250ZM250 108H248L247 107V109H249L250 110ZM20 109H22V110H20ZM77 109H78V111H77ZM260 109H263V110H260ZM88 110H90V108H88ZM87 110V111H88ZM7 111V112H6ZM171 111L173 112V110L171 109ZM260 111V112H259ZM259 111L258 110H256V112L257 113H264V108L262 107V108H259ZM262 111V112H261ZM2 113V114H1ZM5 113V114H4ZM69 114V116H68V114ZM248 113V111L246 112V111H244V116L246 115ZM78 116H77V115ZM89 114L92 116V114H94V113H90L89 112ZM4 115H6V116H4ZM74 115V116H73ZM88 116L89 118H93V116L91 117V116ZM78 118H77V117ZM168 116V115H167ZM74 117H76V120H77V123H76V121H75V118ZM169 117V116H168ZM41 118H43V120H42V122H41V126L42 127H44V128H46L45 127V124H44V118H45V116H42ZM87 118V117H86ZM71 119H72V121H71ZM39 120V119H38ZM38 120L37 119H35L34 121L35 122H38ZM73 120H74V122H73ZM80 120V121H79ZM187 120H189V121H194V122H190L189 123V125H191V123H192V125H197L196 123H198L196 120H190V119H187ZM40 121V120H39ZM168 123H171V125L170 126H173L174 125V123H173V120L172 119H168ZM195 121H196V123H195ZM2 122V123H1ZM187 122V121H186ZM81 123H82V125H81ZM125 123V124H124ZM75 124V125H74ZM5 125V126H4ZM118 127H116V126ZM82 126V127H81ZM111 126H113L114 128H116L115 130H114V128H112ZM7 127V128H6ZM121 127V128H120ZM123 127V128H122ZM175 127V125L173 126V128ZM21 128V129H20ZM78 128V129H79ZM165 128L167 129L168 128V126L166 125L165 126ZM172 128V129H173ZM113 130L112 132L110 131V130ZM121 129V130H120ZM169 130V134L171 135V136H169V137H164L165 139L160 143V145L158 146L159 148H158V154H157V156H156V159L158 160L157 161V163H159L160 165H157V163H156V167H155V172L156 173H154V175H150V185L148 184V185H142L141 184V182H142V180L140 179L141 178V174H137V176H136V181H137V186L133 189V187H132V185L130 184V186H129V182L127 181V180H125V183L123 182V180H121V179H124L122 176H120L119 178H118V180H120L121 182H122V184L121 183H119L118 185H120L121 186V188L123 187V188H125V190H124V192H123V194H125V195H130L129 194V192L130 193H132L130 196H131V198L132 199H128L127 201H129V202H127V205L126 206H129V208L128 209H124V206L125 205H122L121 204V206H123L122 207V209H124L125 210V213H123L124 212V210L123 211H121L122 209H119L120 211H118V212H120L119 214H121V216L118 214V213H114V211L112 210V209H109V208H106V213L109 215V219H112V217H115L114 219H117V220H119L118 221V223L119 224H122V222L124 223V224H126L125 226H127V225H131L130 227L129 226H127V229L129 228V231L126 229V231H123V230H121V231H118V232H115V236H114V233L113 234H109V233H107L106 234V232H107V230H111L112 229V227H109V228H107L106 229V232L104 231L105 229H101V228H99V227H97L98 225H91L90 224V222H88V220H89V218H91V216L90 215H92L91 213H94V211L95 210H97V209H99L98 208V206H97V202L98 203H102V202H100V200L102 201V199H104V201L106 200V202L104 203V201H103V203L101 204V207L102 206H107V205H109L110 203L111 204H118L117 202H113V200H112V198H111V196H109V195H107V193L105 192V193H103V192H99L100 193V196H98L99 195V193L95 190V188H94V186H90L89 188H86V189H82V192H80V197L82 198V202H81V204H82V206L81 207H71V208H69L70 206V204H71V198L69 197V195L68 194H65L66 193V191L65 190H63V187H64V185L63 184H61V182H58V180H57V173L56 172H58L59 171V173L61 172V173H63V170L62 171H60L61 169H64V172L66 173V174H69V176H75L76 178H74V181L73 182H66L65 184V187H66V190L68 189V191H71L70 189H72V190H75L76 189V187H77V185H80V183L82 182V180H84V177L82 178V176L81 175H83V174H85V172L87 171V173H88V171L90 172V171H93L94 170V168L93 169H91L92 167H90L89 165H88V163L87 162H82V163H79L80 164V166H79V164H71L72 162H67V161H63L62 159H66V158H68L69 156H70V158L71 159H76V158H79L81 155L80 154H82L81 153V151H82V148H83V154L82 155H84V154H90V150H91V154L94 152L93 150H92V148H90L89 147V151H88V148H85L84 146H82L81 147V150H79V151H75V152H68V150H65V151H62L61 150V148H62V146H61V144L60 145H58V146H56V147H54V146H52V148L50 147V149L48 150V157L49 156H51L52 158L51 159H53L54 160V166L52 165V164H49L48 166V170H50V172L47 174V181L45 182V183H38L37 184V190H38V192H36L35 194H31V198H34V200H36V204H37V210L35 211V212H27V214H30L29 215V217L30 216H32V220L33 221H35V223L37 222V223H40V224H42V222H40V221H43V223H44V221H45V223H50L51 222V220L53 219V218H51V216L52 217H54L55 215H53V213H49V209H53L55 212H58V214L59 215H61V221L63 222V226H64V230H61L60 228H58V231L56 230V227H51L50 225H47L46 226V230H44V232H50V234H51V232H57V234H59L58 232H61V233H63V232H65L66 231V233H67V235H68V238L72 241V242H74V241H76V240H79V233H80V231L78 232V229H79V227H81V226H85V227H87L86 229L88 230V231H91V232H94V234H95V236H94V239H95V241L93 242L90 238H87V237H85L84 239H86V245H80L79 244V246L77 247V248H75L74 249V251L75 252H77V254L78 253H81L82 254V256H81V254H78V256H77V260H76V263L75 264H113V261H115L114 260V258L112 257V258H107L106 259V257H105V255H101V253H98L99 252V250H105L106 248H108L109 246H110V239L111 240H113V242H114V245L113 246H115L116 248H114V250H115V252H117L119 255H121L122 253L123 254H125L126 255V257H127V264H158V259H159V257H162L161 258V264H202V262H203V264H215V262H216V264H264V214H262V215H260V214H256V215H254V216H256L255 217V222H256V224L255 223H253V224H251L250 223V221L249 220H247L246 221V219L244 220V221H241V219H240V217L239 216H237V215H234V216H232L228 211H222L221 212V210L220 211H215L214 212V214H212L211 216L212 217H215V215H218V216H216L215 218H213V220L214 221H212V220H210L209 218H210V216H209V214H210V211H211V208L212 207H216V208H218L219 207V205H220V203L219 204H217V202H213L212 203V205H208L207 204V202H205L206 204H204V203H200V202H196V205H194L195 203H191V204H188L187 206H185L186 208H185V211H184V207H182V204L181 203H179V202H177L178 200H180V201H183V199L185 200L187 197H188V195L187 194H191V192L190 193H188V191H187V189H186V184H185V181L188 179L187 177H188V175H195V174H200V172L202 171V169H203V166L201 165V169H198V167H196L197 169H195V167H194V165H195V163H191L192 165V167H186L185 166V164L184 165H182V166H180L179 168L177 167L176 169L174 168V166L176 167L177 165H178V163H182L181 161H183L182 159H181V161H179L178 159H177V156H180V155H182L183 154V152H184V150L182 149V148H180V149H178L179 147H180V145L182 144V142H179L178 143V141L179 140H181V138H180V136L178 135V133H176L177 135H176V141H177V143L175 142V140H174V138H172V134H174V131L176 130V129H178V126H176L175 128H174V130ZM120 130V131H119ZM124 130V131H123ZM6 131V132H5ZM11 131V132H10ZM121 131H122V133H121ZM172 131V132H171ZM24 132V133H23ZM106 132H108V129L107 130H105V137L103 138V143H104V141H106L107 142V144H112V147L114 146L113 145V140L111 139V137L109 138V137H106V136H108V134L106 133ZM110 132H111V134H110ZM8 133V135L6 136V134ZM10 133V134H9ZM22 133H23V135H22ZM56 133V135H57V133H58V135H60L59 137L60 138H64L65 137V131L64 130H62V129H58V130H56L55 131V129L53 128L52 129V134H55ZM3 134V135H2ZM5 134V135H4ZM175 135V134H174ZM12 137H13V139H12ZM171 137V138H170ZM182 137V136H181ZM184 137V136H183ZM168 138V139H167ZM178 138V139H177ZM12 139V140H11ZM171 139V140H170ZM119 141H123V139L122 138H119L118 139ZM168 140H169V142L170 143H168ZM182 141H184V140H182ZM237 141H239V140H237ZM256 142H255V144L254 145H258L259 147L261 146V147H264V135H262L261 137H259L258 139H256L255 140ZM106 142H105V144H106ZM173 142H175V143H173ZM13 143V144H12ZM56 143H58V142H56ZM104 144V149L105 148H107L109 151H111L113 148L112 147H110L109 145L107 146V145H105ZM162 144H163V146H162ZM168 144H169V146H168ZM171 144H172V146H171ZM174 144V145H173ZM187 145H189V144H187ZM106 146V147H105ZM22 147V146H21ZM61 147V148H60ZM163 147V148H162ZM169 147V148H168ZM174 147H175V149H174ZM168 148V149H167ZM171 148H173V149H171ZM177 148V149H176ZM5 149V150H4ZM59 150V151H58ZM106 150V149H105ZM114 151H115V149H113ZM174 150V151H173ZM176 150V151H175ZM58 151V152H57ZM85 151H86V153H85ZM93 151V152H92ZM113 151V152H114ZM112 152V151H111ZM161 152V153H160ZM51 153V154H50ZM71 153V154H70ZM77 153H78V155H77ZM110 153V152H109ZM3 154V155H2ZM166 154H168V155H166ZM66 155H68V156H66ZM75 157H74V156ZM170 155V156H169ZM54 156V157H53ZM56 156H58L57 158H55ZM169 156V157H168ZM59 157H61V158H59ZM160 157V158H159ZM161 157H164V158H162L161 159ZM168 157V158H167ZM176 157V158H175ZM50 158V157H49ZM59 158V159H58ZM110 158V157H109ZM109 158H107V157H105L104 158V162H105V160H107L105 163H106V166L105 167H103L104 168V171L106 172H104L106 175H108V176H111L112 174H114V172H116V169L113 167V171H112V167H111V164H112V160H110ZM165 158H167V159H165ZM213 158V157H212ZM57 159V160H56ZM163 159H165V160H163ZM172 159H173V161H172ZM176 159V160H175ZM56 160V161H55ZM60 160V161H59ZM110 160V161H109ZM161 160V161H160ZM169 160H171V161H169ZM178 160V161H177ZM236 160H238L237 158H236ZM164 161V162H163ZM168 161V162H167ZM257 163L256 164H258V165H260L262 162L260 161V160H258L257 159ZM110 162V163H109ZM178 162V163H177ZM260 162V163H259ZM49 163V162H48ZM62 163H64L63 165H62ZM86 163V164H85ZM165 165L166 167H164L163 165ZM165 163V164H164ZM169 163H170V165H169ZM177 163V164H176ZM239 163V162H238ZM71 164V165H70ZM59 165V166H58ZM82 165V166H81ZM108 165H109V167H111V168H109L108 167ZM169 165V166H168ZM11 166V167H10ZM65 166V167H64ZM77 166V167H76ZM87 166V167H86ZM162 166V167H161ZM205 166H206V164H205ZM241 165L239 164V165H237V166H235V168L238 170V172L235 174V176L236 177H238V181H237V183H235V188H237V189H242V188H244V186H247V183H246V181L245 180H242V177L240 176V174H241V167H240ZM71 167V168H70ZM89 167V168H88ZM76 168V169H75ZM86 168H88V170L86 169ZM103 168L101 169L102 171H103ZM161 168V169H160ZM169 168L172 170V173H171V170H169ZM174 168V169H173ZM177 169H179V170H177ZM188 169V170H187ZM194 169V170H193ZM243 169H244V171L247 173V174H251L250 175V178H249V180L250 181H252L254 178H260L261 177V175L264 173V172H261V174L260 173H258V172H255L256 170L255 169H252L251 167H248V166H244L243 167ZM246 169V170H245ZM58 170V171H57ZM66 170V171H65ZM86 170V171H85ZM110 170V171H109ZM166 170V171H165ZM175 170H176V172H175ZM181 170H182V172H181ZM184 170L186 171H189V173H187V171L186 172H184ZM85 171V172H84ZM157 171H159V172H157ZM225 171H228V169H226V170H224L223 172H221L218 176H213V178H211V180L212 179H214V177H215V183H213V182H211V183H213V187H217L218 189L220 188V186H223V184L222 183H220V180H221V177H220V175H224L225 174ZM253 171V172H252ZM74 172H76V173H74ZM77 172H78V174H77ZM110 172H111V175H110ZM164 172V173H163ZM166 172V173H165ZM181 172V174H180V176H179V173ZM194 172V173H193ZM8 173V174H7ZM109 173V174H108ZM162 173H163V175H162ZM168 173H170V174H168ZM185 175H184V174ZM213 173V172H212ZM214 173H216L215 171H214ZM224 173V174H223ZM229 172H227V174H228ZM258 173V174H257ZM13 174V175H12ZM168 174V175H167ZM178 174V175H177ZM260 174V175H259ZM3 175V176H2ZM78 175V176H77ZM162 175V176H161ZM174 175H177V176H175V177H172V176H174ZM254 175H258L257 177H255ZM15 176V175H14ZM49 176V177H48ZM139 176H140V178H139ZM165 176V177H164ZM167 176V177H166ZM198 176V175H197ZM262 176H264V174L262 175ZM3 177V178H2ZM157 177V178H156ZM179 177H186V178H179ZM190 177V176H189ZM168 178V179H167ZM164 179V180H163ZM167 179V180H166ZM182 179V180H181ZM219 179V180H218ZM13 180V181H12ZM149 180V179H148ZM151 180H153V181H151ZM164 182H163V181ZM172 180H174L175 182H173ZM177 180V181H176ZM180 182H179V181ZM50 182V183H49ZM115 181H113V182H111V181H107V184L109 185H111L112 187H117L118 185H117V183L119 182V181H116L115 183H116V185H115V183H114ZM163 182V183H162ZM187 182V181H186ZM156 183H160L159 185L158 184H156ZM162 183V184H161ZM169 183V184H168ZM174 183H176L175 185H174ZM219 183V184H218ZM242 183V184H241ZM49 184V185H48ZM56 184V185H55ZM73 184V185H72ZM124 184V185H123ZM128 184V185H127ZM156 184V185H155ZM163 184H165V185H163ZM173 184V185H172ZM214 184H215V186H214ZM33 185V184H32ZM46 185V186H45ZM154 185V187H152ZM168 185V186H167ZM180 185H181V188H180ZM72 186V187H71ZM159 186H161L162 188L160 189V187ZM172 186V187H171ZM173 186H175V187H173ZM43 187H45V188H43ZM126 187H128V188H126ZM131 187V188H130ZM142 187H144V188H142ZM159 187V189H157ZM168 187V188H167ZM261 187H263V189H264V183H263V185L261 186ZM9 188V189H8ZM91 188V189H90ZM147 188V189H146ZM173 188V189H172ZM11 189V190H10ZM40 189V190H39ZM131 191H130V190ZM132 189H133V191H132ZM172 189V190H171ZM174 189H176V190H174ZM262 189V188H261ZM262 189V190H263ZM2 190H4V192L2 191ZM6 190V191H5ZM78 190V189H77ZM92 190V191H91ZM95 190V191H94ZM140 190V191H139ZM145 190V191H144ZM148 190H150L149 192H148ZM153 190V191H152ZM154 190H156V194H157V196L155 195V196H153L154 195ZM162 190V191H161ZM165 190V191H164ZM169 190V191H168ZM171 190V191H170ZM178 190V191H177ZM186 190V191H185ZM11 191V192H10ZM76 191V190H75ZM79 191V190H78ZM134 191H136V192H134ZM176 191V192H175ZM50 192V193H49ZM61 192V193H60ZM127 192V193H126ZM138 192V193H137ZM163 192L165 193H167V195H165V194H163ZM182 192V193H181ZM217 192V191H216ZM219 192V191H218ZM261 192V191H260ZM40 193V194H39ZM41 193H44V194H41ZM94 193H98V195L97 194H94ZM140 193H141V195H140ZM153 195H152V194ZM171 193V194H170ZM262 193H264V190H263V192ZM6 194V195H5ZM133 194H137V197H138V199H139V201H142L143 203L149 198V201H148V204H147V201L145 202L146 203V205L143 207V209L142 208H138V206L140 205L139 203H141V202H139L138 200H137V198L136 197H134V195ZM260 193H258V194H255L254 196H256V195H259ZM62 195H64V196H62ZM139 195V196H138ZM172 195V196H171ZM177 195H178V197H177ZM46 196H47V198H46ZM96 197V196H98L99 197V200H98V198L96 197V199L94 198V197ZM142 196V197H141ZM144 196L145 197H147L146 199H140V198H144ZM166 197V200L164 199L163 200V198H165ZM185 196H187V197H185ZM263 196H264V194L263 195H261V196H258V198L257 197H255V198H251L252 199V201H258V200H260V199H262L263 198ZM103 197V198H102ZM155 199H154V198ZM159 199V200H161L162 202H160V201H154V200H157V198ZM162 197V198H161ZM183 197H185V198H183ZM253 197V196H252ZM260 197V198H259ZM176 198V199H175ZM226 198H229L228 200L226 199ZM59 199V200H58ZM135 199V200H134ZM171 199V200H170ZM222 202V204H224V205H229V206H231V205H235L236 206V209H238V208H242V206L243 207H245V205H244V202H245V204L246 205H248V203H251V201H250V199L248 200V197L246 198V197H244V196H242L241 198H239L238 200H236L235 202H232L231 201V198L229 197V194H221L220 195V198H219ZM246 199V200H245ZM131 200V201H130ZM145 200V201H144ZM153 200V201H152ZM177 200V201H176ZM7 201V202H6ZM113 203H112V202ZM137 201V202H136ZM152 203H151V202ZM164 201H167V202H164ZM175 201V202H174ZM225 201H227V202H225ZM246 201H247V203H246ZM56 202V203H55ZM69 202H70V204H69ZM132 202V203H131ZM133 202H134V204L136 205V207L134 206V204H133ZM155 202V203H154ZM8 203V205H6ZM107 203V204H106ZM164 204V206H163V204ZM165 203H166V205H165ZM11 204V205H10ZM33 205H34V203H32ZM32 204H30L29 203V205H32ZM105 204V205H104ZM152 204H156V206H152ZM157 204L159 205V206H157ZM160 204H162V206L163 207H161V205ZM169 204H172V205H169ZM181 205V207H182V209H180L179 207V205ZM200 204V205H199ZM217 204V205H216ZM231 204V205H230ZM57 205H59V206H57ZM61 205V206H60ZM119 205V204H118ZM151 205V206H150ZM168 205V206H167ZM198 205V206H197ZM7 206V207H6ZM135 207L134 209H133V207ZM150 206V207H149ZM169 206L170 207H173L174 209H173V211L171 210L172 208H169ZM177 206V207H176ZM202 206V207H201ZM210 206V207H209ZM9 207H12V208H9ZM155 210V207H156V212L152 209V208ZM159 207H161V208H159ZM191 207H193L192 209H191ZM238 207V208H237ZM46 208H47V210H46ZM49 208V209H48ZM84 208V209H83ZM132 208V209H131ZM151 208V209H150ZM164 208V209H163ZM167 208V209H166ZM200 208H201V210H200ZM203 208V209H202ZM8 209H10V210H14V211H12V212H9L10 210H8ZM88 209V210H87ZM138 209V210H137ZM140 209V210H139ZM177 209V210H176ZM186 209H188L189 211H187ZM197 209V210H196ZM204 209H206V210H204ZM257 210L256 211H258L259 210V208H256ZM72 210V211H71ZM129 210V211H128ZM165 212H164V211ZM170 210V211H169ZM194 210V211H193ZM203 210H204V212H203ZM37 211H38V213H37ZM41 211V212H40ZM85 211H88V214L89 215H86V212ZM93 211V212H92ZM128 211V212H127ZM133 211V212H132ZM202 212V213H200V212ZM7 212H8V214H7ZM45 212V213H44ZM138 212V213H137ZM143 212V213H142ZM153 212V213H152ZM161 212V213H160ZM170 212V213H169ZM174 212H175V214H176V217H177V220L176 219H174ZM177 212V213H176ZM182 212H186V213H188L187 215H185L186 213H182ZM199 213V214H197V213ZM11 214V216H10V214ZM35 213L37 214V215H35ZM73 213V214H72ZM76 213V214H75ZM123 213V214H122ZM126 213H130V214H126ZM133 213V214H132ZM142 213V214H141ZM152 213V214H151ZM156 215H155V214ZM160 213V214H159ZM162 213H163V215H162ZM180 213V214H179ZM182 213V214H181ZM193 213H195L194 215H192ZM113 214H115V216L113 215ZM136 214H138V215H136ZM153 214H154V216H153ZM168 214V215H167ZM172 214H173V216H172ZM9 215V216H8ZM40 215V216H39ZM74 215V216H73ZM116 215H117V217H116ZM123 215L125 216V217H123ZM132 215V216H131ZM148 215H150V217L148 216ZM204 215V216H203ZM65 216V217H64ZM111 216V217H110ZM119 216V217H118ZM165 217V218H163V221H162V217ZM173 218H172V217ZM188 216V217H187ZM200 216V217H199ZM209 216V217H208ZM62 217H64V218H62ZM86 217V218H85ZM124 219H122V218ZM127 217V218H126ZM132 218L133 220H135V221H132V219H128V218ZM149 217V218H148ZM159 217V218H158ZM181 219H180V218ZM187 219H186V218ZM189 217H190V219H189ZM238 217H239V219H238ZM151 218V219H150ZM158 218V222H159V224H157V223H154L153 222V220H156ZM166 218L167 219H169L168 221L166 220ZM196 218V219H195ZM206 218V219H205ZM218 218V219H217ZM238 220H237V219ZM7 219V220H6ZM70 219V220H69ZM128 219V220H127ZM78 220V221H77ZM81 220V221H80ZM122 220V222H120ZM129 220H131V221H129ZM137 220V221H136ZM149 222H147V221ZM160 220L162 221V222H160ZM179 220V221H178ZM181 220V221H180ZM189 220V221H188ZM33 221H31L30 223H32ZM39 221V222H38ZM143 221H145V222H143ZM184 221H185V223H184ZM188 221V222H187ZM211 221V222H210ZM217 223H216V222ZM224 221V222H223ZM65 222V223H64ZM130 222V223H129ZM138 224H137V223ZM143 222V223H142ZM152 222V223H151ZM180 223L179 224V226L177 227V224L176 223ZM210 222V223H209ZM8 223V224H7ZM134 223V224H133ZM140 223H141V225H140ZM146 225H145V224ZM163 223H164V225H163ZM187 223V224H186ZM205 223V224H204ZM223 223V224H222ZM90 226H89V225ZM147 224H148V226H147ZM176 224V225H175ZM186 224V225H185ZM192 226H191V225ZM68 225V226H67ZM72 225V226H71ZM143 225H144V227L146 226V227H149V226H151V225H153V226H155L156 225V227H155V229H158V228H160V229H158V230H156L155 231V229H154V231L153 232H151V233H149V234H145L146 236H144V234H143V232H144V229H143ZM168 225V226H167ZM175 225V226H174ZM196 225H198L197 227H194V226H196ZM208 225V226H207ZM3 226H5V227H3ZM132 226H134V228L132 227ZM139 227V229H140V231L138 232V227ZM142 228H141V227ZM166 226V227H165ZM213 228H212V227ZM217 226H219V228H216ZM69 227V228H68ZM169 229H168V228ZM185 228V229H184ZM204 228V229H203ZM205 228L207 229V228H209V232L208 233H210L209 235H208V233H207V231H205ZM8 229V230H7ZM51 229V230H50ZM67 229H70V231L69 230H67ZM163 229V230H162ZM166 229H167V231H166ZM198 229V230H197ZM220 229V230H219ZM253 229V230H252ZM15 230V229H14ZM75 230V231H74ZM192 230V231H191ZM16 231V230H15ZM130 231H132V232H130ZM141 231H142V233H141ZM162 231V232H161ZM196 231V232H195ZM197 231H198V233H197ZM218 231V232H217ZM238 231V232H237ZM44 232H42L41 234H39L38 235V238H39V236H40V238H39V240H41V238L43 239V235H44ZM121 232V233H120ZM127 232V233H126ZM128 232H130V233H132V234H130L129 236H127L128 235ZM159 232V233H158ZM169 232V233H168ZM172 232V233H171ZM174 232V233H173ZM180 232V234H177V233H179ZM192 232V234L190 235V233ZM218 234H217V233ZM104 235H103V234ZM139 233H141L140 235H139ZM154 233V234H153ZM157 233V234H156ZM187 233V234H186ZM200 233V234H199ZM223 234V235H221V234ZM6 234V235H5ZM99 234V235H98ZM118 234V235H117ZM121 234V235H120ZM199 234V235H198ZM221 236L220 238L217 236ZM13 235V236H12ZM105 235H106V237H105ZM125 235V236H124ZM137 237H136V236ZM175 235V236H174ZM192 235H194V236H192ZM199 236V238H202V239H204V240H202V239H200L199 240V238L197 237V238H194L195 236ZM205 235V236H204ZM208 235V236H207ZM229 235V236H228ZM109 236H110V238H109ZM129 237V238H127V237ZM143 236L146 238H143ZM157 240V242L154 240V238ZM168 236H170V238L172 237V236H174V238H176V240L175 239H170ZM183 236H185V237H183ZM79 237V238H78ZM108 237V238H107ZM124 237V238H123ZM130 237L132 238L131 240H130ZM143 238V239H141V238ZM209 237H211V238H209ZM232 237H235V238H233V239H231ZM122 239V241L120 242V240ZM168 238V239H167ZM222 238L224 239V240H222ZM61 239L62 240H64L65 238H62L61 237ZM137 239L139 240V241H137ZM145 239V240H144ZM165 239V240H164ZM167 239V240H166ZM182 239V240H181ZM192 240V242L191 241H189V240ZM216 239H217V241H216ZM70 240H67V238L64 240V241H66V248L68 247L69 248V245H71L72 243H70L71 241ZM149 242H148V241ZM154 240V241H153ZM163 240V241H162ZM186 240V241H185ZM195 240V241H194ZM214 242H213V241ZM143 243V244H146V245H143L141 242ZM144 241V242H143ZM150 241H152L151 242V244H153L154 242L157 244V246H156V248H152V249H150V250H148L149 249V247H148V245H147V243H149L150 244ZM178 241V242H177ZM199 241V242H198ZM210 241V242H209ZM107 242L109 243V244H107ZM124 242V243H123ZM162 242V243H161ZM166 242H168V243H166ZM173 242V243H172ZM185 242V243H184ZM188 242L189 243H191L190 244V246H189V244H188ZM198 242V243H197ZM252 242V243H251ZM96 243V244H95ZM127 243V244H126ZM170 243V244H169ZM195 243V244H194ZM200 243H202V244H200ZM208 243V244H207ZM217 243V244H216ZM247 243V244H246ZM161 244L163 245V246H161ZM171 244H173V245H171ZM194 244V245H193ZM203 244H204V247H203ZM207 244V245H206ZM227 246H226V245ZM240 244V245H239ZM129 245V246H128ZM200 245V246H199ZM10 246V247H9ZM28 246H29V244H28ZM209 246V247H208ZM128 247V248H127ZM144 247V248H143ZM166 247V248H165ZM198 247V248H197ZM67 248V249H68ZM103 248V249H102ZM130 248V249H129ZM148 248V249H147ZM185 248V249H184ZM191 248V250H189ZM221 249V250H219V249ZM15 249V250H14ZM78 249V250H77ZM96 249V250H95ZM128 249V250H127ZM145 249V250H144ZM158 249V250H157ZM174 249V250H173ZM177 249V250H176ZM182 251V253H181V251ZM188 249V250H187ZM202 249H203V251H202ZM214 251H213V250ZM218 249V250H217ZM10 250V251H9ZM39 250H41V249H39ZM38 250V252L40 253V251ZM85 250V251H84ZM138 250H140V251H138ZM152 250V251H151ZM183 250H184V252H183ZM6 251V252H5ZM136 251V252H135ZM138 251V252H137ZM145 251H146V253H148L147 255H145L144 253H145ZM159 251H161V252H159ZM201 251V252H200ZM217 251L220 253V255H219V253H217ZM23 252V253H22ZM43 252H45V250H42L41 251V253H43ZM53 252V249L52 248H48V249H46V254L47 255H49V258H52L54 255H52L51 253ZM66 252H68V251H65V254H66ZM125 252V253H124ZM135 252V254H133ZM159 252V253H158ZM169 252V253H168ZM175 252H176V254H175ZM180 252V253H179ZM204 252V253H203ZM207 252H208V254H207ZM5 253H6V255H5ZM26 253V254H25ZM140 253H142V255L140 254ZM155 253V254H154ZM165 253V254H164ZM190 253V254H189ZM203 255H202V254ZM206 253V254H205ZM217 253V255H215ZM244 253V254H243ZM23 254H25V255H23ZM88 254V255H87ZM92 254H93V256H92ZM144 254V255H143ZM151 254V255H150ZM159 256H158V255ZM160 254H161V256H160ZM178 254V255H177ZM180 254H182V256L180 255ZM186 254V255H185ZM192 254V255H191ZM200 254V255H199ZM210 254H212V257H211V255ZM8 255V256H7ZM22 255H23V257H22ZM51 255H52V257H51ZM80 255V256H79ZM171 255H173V256H171ZM209 255V256H208ZM142 256V257H141ZM144 256V257H143ZM153 256H155V257H153ZM179 258H178V257ZM208 257V259H206L207 257ZM85 257V258H84ZM151 257V258H150ZM180 257H181V259H180ZM190 257H191V260H190ZM201 257V259H198V258H200ZM211 257V258H210ZM136 258V259H135ZM142 258V259H141ZM163 258H165V259H163ZM175 258H176V260H175ZM189 258V259H188ZM194 258V259H193ZM9 259V260H8ZM13 259V260H12ZM21 259V260H20ZM23 259H27V260H23ZM98 259V260H97ZM106 259V260H105ZM174 259V260H173ZM203 259V260H202ZM35 260V261H34ZM104 260V261H103ZM113 260V261H112ZM165 260V261H164ZM213 260H214V262H213ZM5 261H7V262H5ZM20 263H19V262ZM24 261V262H23ZM93 261H95V262H93ZM111 261V262H110ZM137 261V262H136ZM152 261V263H150ZM164 261V262H163ZM179 261V262H178ZM187 261H191L190 263L189 262H187ZM193 261H195L194 263H193ZM212 261V262H211ZM10 262V263H9ZM149 262V263H148ZM163 262V263H162ZM206 262V263H205ZM209 262H211V263H209ZM224 262V263H223ZM55 263V264H56Z\"/></svg>",
    "mask_w": 264,
    "mask_h": 264
}]
</instances>
